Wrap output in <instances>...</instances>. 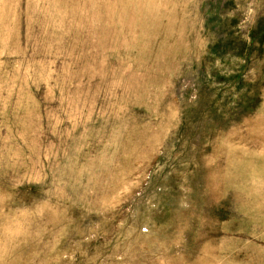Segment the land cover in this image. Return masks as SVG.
Segmentation results:
<instances>
[{
	"label": "rangeland",
	"instance_id": "rangeland-1",
	"mask_svg": "<svg viewBox=\"0 0 264 264\" xmlns=\"http://www.w3.org/2000/svg\"><path fill=\"white\" fill-rule=\"evenodd\" d=\"M0 264H264V0H0Z\"/></svg>",
	"mask_w": 264,
	"mask_h": 264
}]
</instances>
